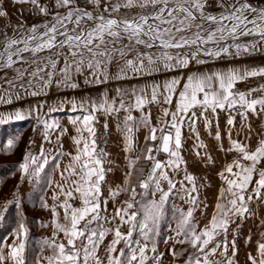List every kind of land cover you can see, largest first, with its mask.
<instances>
[{
  "label": "snow or ice",
  "instance_id": "snow-or-ice-1",
  "mask_svg": "<svg viewBox=\"0 0 264 264\" xmlns=\"http://www.w3.org/2000/svg\"><path fill=\"white\" fill-rule=\"evenodd\" d=\"M12 3L29 5L30 14L40 19L31 25L24 20L16 25L9 21L0 31V103L20 99L22 93L46 95L52 87L75 90L81 87V79L84 85H100L177 73L142 86L120 84L111 96L105 90L95 99L67 101L72 112L81 113L69 118L75 132L70 137L73 152L63 151L62 137L68 129L58 120L47 119V113L41 115L39 108L35 110L44 139L51 143L55 135L53 152L45 155L41 151L43 162L35 171L42 172L51 159L60 181L53 194L58 203H42L52 213V235L42 241L40 253L31 264H148V244L141 245L134 233L149 241L173 194L189 205L186 210L177 209L175 235L170 239L187 247L183 251L172 247L173 258L186 254L183 264H238L241 224L237 221L255 216L253 205L264 207V83L243 90L237 85L254 78L264 80V66L239 64L216 70H202V66L264 55V6H254L252 0ZM0 18L9 20L2 0ZM63 104L50 106L48 112L62 111ZM151 105L159 108L155 123ZM221 113L226 114L223 129ZM100 116L106 119L104 132L98 135ZM109 117L117 121L115 127L127 162L121 184L109 189L112 200L121 194L127 198L110 219L103 215L108 201L103 199L102 185L113 170L106 165L114 161L100 146L107 144ZM252 117L261 121L256 130ZM13 118L23 120L26 116L21 111L7 117L0 114V123ZM200 125L212 136L216 148L226 155L234 154L218 172L222 185L213 213L202 226L194 213L201 210L204 215L202 209L208 205L200 200L201 186L188 172L184 156L185 141L192 139L189 151L202 163H215L209 145L201 138ZM141 128L147 129L143 147H139L137 137ZM14 146L10 140L6 147L11 151ZM65 156L67 163L61 167ZM36 164L37 157L27 153L18 170L26 174ZM181 171L183 178L175 180ZM157 194L159 198L153 199ZM12 202L5 204V211ZM58 208L63 209L62 219ZM3 216L4 211H0V219ZM101 221L114 226L105 227ZM260 223L264 225V219ZM125 227L127 230L122 231ZM109 235L112 238L105 243ZM14 237L11 244H0V264H29L28 228L24 223ZM251 239L249 235L245 242ZM150 251L154 253L152 260L163 264L165 254L158 253L155 245ZM245 264H264V239L256 242L254 252L246 254Z\"/></svg>",
  "mask_w": 264,
  "mask_h": 264
},
{
  "label": "rangeland",
  "instance_id": "rangeland-1",
  "mask_svg": "<svg viewBox=\"0 0 264 264\" xmlns=\"http://www.w3.org/2000/svg\"><path fill=\"white\" fill-rule=\"evenodd\" d=\"M252 3L254 6H264V0H252ZM210 11L213 9H209ZM40 18L35 17L32 21L26 22L28 25H31L33 23H36ZM5 30L4 26L0 29V31ZM9 34H11V29L8 30ZM249 65V66H264V55L257 54L252 57L244 58L243 60L239 61H232V60H218L215 62H210L208 65L202 66V70L206 69H225L229 66L234 65ZM177 75V73H160L152 77H143V78H136L125 82H116L112 81L108 84H100V85H84L83 80L81 79V87L75 90L72 89H58L56 87H52L48 90L46 95H39V96H31L27 94H21V104L23 106V111L27 115H34L36 114V109L39 108V111L41 114H44L43 112L45 110L48 111V107L55 106L60 104L61 101L64 102L63 104V110L62 111H55L54 113L50 112L49 116H57V115H63V116H77L81 115L79 112H72L70 110V105L67 103V101L71 99L76 100H82V99H88V98H98L100 97L105 90H108L109 95H114V88L117 86H120V84H123L124 87H130V86H142L144 83H151L153 81L162 82L166 78H171L172 76ZM259 83H264V80H260L259 78L252 79L249 83H241L238 84L237 87L240 89H245L249 86L256 87ZM15 97L12 98V101H15ZM49 102V104H48ZM48 107H47V105ZM4 105V103H0V107ZM43 105L41 108L40 106ZM150 110L152 112V119L153 122H156V119L159 115V108L156 105L149 106ZM47 113V112H46ZM122 115V114H121ZM134 115L139 116V113H134ZM225 113L220 114V125L223 129L225 126ZM104 116L99 117V124L98 127V135L100 133L104 132V129L102 127L104 121ZM108 124L109 129L108 133L112 134V130H116V119L114 117H109ZM112 122H114L112 124ZM261 121L255 117H252V126L253 129H257V125L260 124ZM33 128L34 131L41 130L38 128V125H33V119L27 118L24 119L22 122L18 123H12V124H2L0 123V165L4 166L10 159H12L11 153L16 156V159L19 158V155L23 152L20 151L23 150L26 146V139L29 134H32ZM200 132H201V138L204 140L205 143L209 145L210 154L212 155L215 163L214 164H205L202 163L195 155H185V159L187 160L188 164V172L193 174L197 178V184L198 186H201L199 188V194H200V200L207 204L208 207L206 209H202L205 213L204 215H201V210H197L194 213V216L199 221L200 225H204L208 222V218L213 213L214 204L216 202V197L218 194V189L222 185V181L220 180L218 176V172L222 170L223 165L226 162H230L233 158V153H228L227 155L216 148L214 146L215 142L211 135L208 134L207 130L203 128L202 125L199 126ZM237 128H239V118L237 122ZM147 129L141 128L140 131L137 133V137L139 140V147H143L144 143V136L147 135V132H145ZM20 132L21 136V142L17 146L15 144V141L13 140L15 146L11 151L7 150V147L5 145V142L10 141L13 135H16V133ZM145 133V134H144ZM108 134V135H109ZM8 136L10 137V140H8ZM8 140V141H7ZM20 140H18L20 142ZM107 142H108V136H107ZM186 143V141H185ZM253 145H255L256 140L253 138L251 141ZM225 145H227V139L225 138ZM101 147H105V144H101ZM17 147V148H16ZM191 148V147H190ZM19 149V151L17 150ZM122 149V146H121ZM112 151V150H111ZM113 152V151H112ZM161 158H165L164 154H161ZM124 160V163H127L125 160V153L124 157L121 155V161ZM143 164V162H141ZM0 166V168H1ZM125 171H120L118 173H112L109 172L107 174L106 180L107 183L104 184L103 191L107 194L109 193V189L115 187L118 184H121L123 180ZM175 180H181L183 178V172L176 174L173 177ZM116 183V184H115ZM115 184V185H114ZM166 187V186H165ZM179 187V185H178ZM123 196V200L127 198L126 194H121ZM159 194H157L156 197L153 199H158ZM139 199V197H138ZM122 200V201H123ZM33 204H26L24 211H23V217H20V212L18 209V216L17 219L15 218V210L14 205H9V210L5 213V216L3 218V224L5 227H7L5 230L12 231L18 229L20 223H24L25 226L28 228V238L26 242V249H31L35 251V247H38L42 244V241L44 240L39 233V230L43 227L44 222L38 221V217H36L37 211L33 210L32 207ZM118 205H115L112 201H109L107 203V211L104 212V216H107L109 219L111 218V213L114 212L115 208L118 207ZM189 207V205L184 201L181 200L178 196L175 194L171 195L168 199V201L165 203L162 215L160 216L154 231L151 232L150 240L145 241L143 236L136 232L134 233V239L140 242L141 245L144 243L148 244L149 251L147 253L149 257L148 264H159L158 261H153L152 257L154 253L150 251L151 247L155 245L158 253H164L165 255L162 257L163 264H183L184 259L186 258V254L179 256L177 258H173L170 249L172 247H175L177 251H183L186 245H180L175 242L174 239H170V237H174V229L176 227L177 219L179 216V213L177 209H184L186 210ZM253 208L256 212V215L253 217H250L244 222L237 221V224H241V230L239 232V235L237 237V245H238V264H245L246 261V254L250 251L254 252L256 242L258 240L264 239V237L261 236V233L264 232V225H261L260 221L261 219H264V207L253 205ZM60 217L62 219V216L60 214ZM105 227H109L111 225L104 224V221L100 222ZM233 228H235V225H233ZM126 227L122 229V231H126ZM14 232V233H15ZM251 235L252 239L250 243H246V238ZM111 235L107 236L105 239V243L111 240ZM229 240L232 239V233L230 232ZM136 247V245H134ZM37 255V253L33 256Z\"/></svg>",
  "mask_w": 264,
  "mask_h": 264
},
{
  "label": "crops",
  "instance_id": "crops-1",
  "mask_svg": "<svg viewBox=\"0 0 264 264\" xmlns=\"http://www.w3.org/2000/svg\"><path fill=\"white\" fill-rule=\"evenodd\" d=\"M2 2L5 9L9 13V20L6 21L4 18H0V29L3 26H6V24L9 21L11 22L12 25H16L20 20H24L26 23L32 21L35 18V16H32L29 12V8H30L29 5L14 4L12 3V0H2ZM8 30L10 29H7V31ZM212 70H216V69H212ZM20 104H21V100L19 99H15V101H12L11 103H4V105L0 107V114H2L5 117L9 115H14L16 111H21L25 114V112L23 111V106ZM46 112H47V116H46L47 119H49L50 121L53 119L58 120L62 127L68 129V133L62 137L63 151L73 152L74 147L70 137L72 135H75V132L72 125L69 123V118L72 116H63V115L49 116V112L47 110H45L43 113ZM35 115L36 114L32 116L25 114L26 116L25 119L32 118L33 125H38L37 120L35 119ZM23 120H17L14 118L7 119L6 122H2V124L18 123L20 121L22 122ZM113 123L114 122H112V124ZM38 128H40L41 130L34 131L35 129L33 128L34 132L28 135L26 139V146L23 150L22 149L20 150L23 152L19 155L18 159H16V156L13 155V153H11L12 159H10L4 166L0 165L1 166L0 211H4V216H5V213L7 212V210H9L8 206L14 205V210H15L14 214L16 215L15 218L17 219L18 209L20 212V217H23V211L25 205L33 204L32 205L33 210L38 212L33 214H36V217H38V221L44 222L43 227L41 228V230H39L38 234H40L43 239H46L52 235V213L49 210V208L42 207V203L47 202L49 206L58 203V201L53 200V194L56 192V182L60 181V175H59V171L54 167L55 161H52L51 159L49 160V163L45 165L44 170L42 172H39L37 174L35 171L36 168L39 166V164L43 162L41 157V151L43 150L45 155H49L53 152V146L55 144V135H53L52 137V142L49 143L47 140L44 139L42 126H38ZM112 132H113L112 134L108 135V142L104 148L108 153H110V158L114 161V163L112 165H106V167H112L113 170L111 172L118 173L120 171L126 170V163H124L123 159L121 161V155L122 157H124V152L121 149L122 142L120 135L115 130H112ZM145 132H147V130ZM185 134L187 135L186 129H185ZM21 136L22 135L20 134V132H18L16 133V135L12 136L13 139H11V141L14 140L17 146L19 143H22L20 140ZM7 139L10 140V137L8 136ZM18 140H20V142ZM7 143L8 142H5V144ZM192 145H193V140L187 139L184 148V156L195 155L194 152L189 151L192 148ZM17 150L19 151V149ZM27 153H31L37 157V164L31 165L29 168V172L26 174H22L18 170V165L20 162H22L23 156ZM60 163H61V167H63L67 163V157L65 156L61 158ZM103 188H104V184L102 185L103 199H106L108 202L112 201L113 203H115V205H118L123 200L122 195L118 196L115 201L112 200L109 193L106 194L103 191ZM61 199H63V197H61ZM8 201H13V202L7 205V210L5 211L4 206ZM74 203L78 204V201ZM57 211L63 217V209L58 208ZM112 214L113 212L111 213V216ZM2 220L3 219H0V244H5V243L11 244L15 238L14 237L15 231L5 230L7 227H5L4 224L6 223L3 224ZM40 248L41 245L35 247L34 248L35 251L31 249L28 250L26 249V257L27 260L29 261V264H31V261L35 256L39 255ZM34 253L35 254L37 253V255L33 256Z\"/></svg>",
  "mask_w": 264,
  "mask_h": 264
},
{
  "label": "built area",
  "instance_id": "built-area-1",
  "mask_svg": "<svg viewBox=\"0 0 264 264\" xmlns=\"http://www.w3.org/2000/svg\"><path fill=\"white\" fill-rule=\"evenodd\" d=\"M4 28H5V26H4Z\"/></svg>",
  "mask_w": 264,
  "mask_h": 264
}]
</instances>
